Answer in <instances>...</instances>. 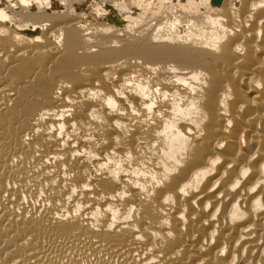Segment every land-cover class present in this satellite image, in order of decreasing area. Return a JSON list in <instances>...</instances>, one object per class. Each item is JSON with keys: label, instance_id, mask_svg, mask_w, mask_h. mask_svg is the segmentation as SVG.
I'll return each instance as SVG.
<instances>
[{"label": "bare ground", "instance_id": "bare-ground-1", "mask_svg": "<svg viewBox=\"0 0 264 264\" xmlns=\"http://www.w3.org/2000/svg\"><path fill=\"white\" fill-rule=\"evenodd\" d=\"M8 1L0 264H264V0Z\"/></svg>", "mask_w": 264, "mask_h": 264}, {"label": "rangeland", "instance_id": "rangeland-1", "mask_svg": "<svg viewBox=\"0 0 264 264\" xmlns=\"http://www.w3.org/2000/svg\"><path fill=\"white\" fill-rule=\"evenodd\" d=\"M52 1H59V0H52ZM64 1H70V2H73L75 4H78L79 7L81 8V9L79 8L80 10H83L84 12H87V13L88 12L91 13L92 9L89 8L91 10H88V7H91V5L94 7L98 5L101 7L103 5V3H111V2H114L117 0H77V1L76 0H74V1L73 0L72 1L71 0H64ZM85 1H86V3H84ZM118 1H120V2L122 1V3L127 4V8L131 9V11H132V8L139 5L138 3L136 5L135 2H139L140 4L142 3V0H140V1L139 0H118ZM81 2H82V4H81ZM100 2H102V3H100ZM131 5H132V8H131ZM0 7L10 9V2L8 0H0Z\"/></svg>", "mask_w": 264, "mask_h": 264}]
</instances>
